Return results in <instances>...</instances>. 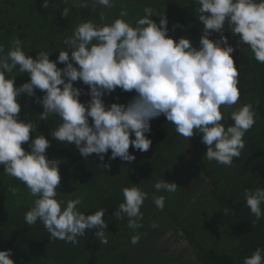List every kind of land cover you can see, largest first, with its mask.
<instances>
[{
  "label": "clouds",
  "instance_id": "9594fccd",
  "mask_svg": "<svg viewBox=\"0 0 264 264\" xmlns=\"http://www.w3.org/2000/svg\"><path fill=\"white\" fill-rule=\"evenodd\" d=\"M67 3V0H64ZM81 8H87L89 0H73ZM93 7L110 9L116 0H91ZM198 20L202 23L199 48L181 37L174 40L168 35L166 16L155 15L152 7L143 9L144 16L134 25L123 17L111 23L96 24L92 20L79 23L69 37L63 40L67 51H59L56 60H50L47 51H38L36 57L27 55L22 41L17 38L5 54L0 45V167L5 175L19 180L34 197L33 206L24 214L25 223H42L53 240L78 244V238L86 230L95 229L94 235L107 244L104 229L105 209L85 214L78 208L82 197L67 201L57 200L60 185L59 163L45 155L50 141L43 135L30 139L36 132L31 120H21L19 97L27 94L42 105L40 120L50 116L60 123L52 129V138L65 144H74L79 155L87 158L96 154L103 167L105 155L109 160L119 158L132 162L135 156L129 147L143 153L152 141L145 133L151 132L150 121L163 115L175 125L176 132L185 139L202 133L201 143L206 145L205 158L230 167L245 148L244 136L254 126L256 113L251 103L241 105L230 113L233 123L225 126L222 106L231 107L240 100L239 72L232 53L235 49L224 35L227 30L238 37V45L245 44L253 58L264 64V0H194ZM44 9L49 0H42ZM70 7H63L60 15L68 17ZM105 20V12L98 13ZM159 16V24L150 17ZM175 27V26H174ZM218 33V39H210ZM74 62V63H73ZM57 63L64 66L57 67ZM75 64V66H74ZM26 73L29 79L14 86L13 72ZM82 82L87 92L74 87ZM119 88L123 92H135L126 104L111 103L106 106L103 97ZM36 90L43 92L36 97ZM82 94L90 99L80 102ZM119 100V97H115ZM91 118V124L89 123ZM134 136V138H131ZM22 144H28L26 151ZM157 192L174 194L175 182L159 180L154 184ZM14 196L16 188L10 186ZM124 201L113 213L117 219L127 217V226L142 228L143 213L140 211L148 193L133 184L121 189ZM245 205L255 217V225L264 218V188L244 189ZM155 207L163 211L165 197L154 196ZM224 208L225 215L230 213ZM152 228L158 227L153 223ZM141 234L130 237L136 245ZM11 249L0 250V264H15ZM242 264H264V248L257 247Z\"/></svg>",
  "mask_w": 264,
  "mask_h": 264
},
{
  "label": "trees",
  "instance_id": "16d2710c",
  "mask_svg": "<svg viewBox=\"0 0 264 264\" xmlns=\"http://www.w3.org/2000/svg\"><path fill=\"white\" fill-rule=\"evenodd\" d=\"M41 5L42 0H0V45L4 46L5 54L19 38L27 55L35 58L38 51H47L50 60L55 61L59 51L68 50L63 40L72 35L79 23L87 20L98 25L111 23L123 8L128 11L123 19L134 25L144 16L145 7H152L155 15L166 16L168 35L174 40L185 37L193 47L200 46L203 25L198 20L194 0H116L110 9L94 8L91 0L87 8L79 7L73 0L67 3L49 0L46 9ZM63 7H70L68 17L60 15ZM100 11L105 12V20L99 18ZM155 15L150 18L159 24L160 17ZM227 28L225 23L224 35L235 49L232 56L239 72L240 100L231 107H221L224 115L221 123L231 125L230 113L246 103H251L256 113L254 126L243 138L245 148L230 167L205 158L207 146L201 143L202 133L187 140L161 115L150 121L151 132L145 133L152 141L148 151H134L130 145L129 153L135 160L127 162L119 158L109 160V150L104 162L110 167L105 168L96 154L83 158L74 144L52 138L50 132L59 125V118L40 120L42 105L21 94L19 118L31 120L37 129L30 133V139L43 135L50 141L46 157L60 161L57 200L66 205L67 201L82 197L78 208L86 215L105 209L104 232L108 243H101L92 229L86 230L73 246L51 239L39 221L35 225L26 224L24 214L35 198L24 184L5 175L0 167V250L11 249L15 264H242L243 258L257 247L264 248V218L252 224L255 217L246 207L243 195L245 188H264V64L253 58L247 45H238V37ZM219 35L212 33L209 38L215 40ZM63 66L57 63V67ZM10 75L17 87L29 79L26 73L15 70ZM73 85L84 92L88 90L82 82ZM43 94L36 90V97ZM134 95V91L117 88L103 100L106 106L126 104ZM117 96L119 100L115 99ZM79 99L86 103L90 97L82 94ZM22 147L29 150L28 144ZM162 179L175 182L176 193L157 192L154 184ZM133 184L148 193L140 209L143 227L135 232L128 228L127 217L117 219L113 214L124 201L121 189ZM10 186L16 188L14 196L8 191ZM160 195L165 197L163 211L153 203V197ZM224 208H229L230 213L225 215ZM153 223L158 227L152 228ZM136 233L141 234V239L133 245L130 237ZM182 249L196 263L184 261Z\"/></svg>",
  "mask_w": 264,
  "mask_h": 264
},
{
  "label": "rangeland",
  "instance_id": "374dc122",
  "mask_svg": "<svg viewBox=\"0 0 264 264\" xmlns=\"http://www.w3.org/2000/svg\"><path fill=\"white\" fill-rule=\"evenodd\" d=\"M182 259L184 260V261H188V260H192L193 261V259L194 258H191V256H190V254H189V252H187L186 250H184V249H182ZM193 262H195V260L193 261ZM196 263V262H195ZM197 264V263H196Z\"/></svg>",
  "mask_w": 264,
  "mask_h": 264
}]
</instances>
